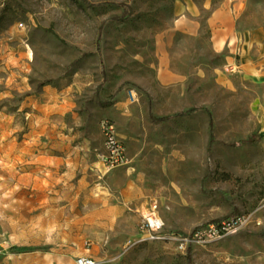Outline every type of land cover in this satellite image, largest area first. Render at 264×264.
I'll list each match as a JSON object with an SVG mask.
<instances>
[{
	"label": "rangeland",
	"instance_id": "1",
	"mask_svg": "<svg viewBox=\"0 0 264 264\" xmlns=\"http://www.w3.org/2000/svg\"><path fill=\"white\" fill-rule=\"evenodd\" d=\"M177 1L0 0V264L90 255L97 264H264V0H212V8L181 0L196 5L201 36H175L173 68L188 80L160 87L155 44L172 28ZM223 5L237 40L233 52L212 56L207 19ZM231 58L237 73L225 71ZM129 89L137 102L128 106ZM193 108L165 122L150 116ZM104 118L117 123L130 160L112 170L104 146L81 148L101 135ZM253 134L262 140L232 146ZM130 169L146 181L148 203L112 239L118 248L94 254L80 220L87 188L100 197L113 171ZM154 203L165 232L181 237L241 214L254 219L236 235L182 249L140 239Z\"/></svg>",
	"mask_w": 264,
	"mask_h": 264
},
{
	"label": "crops",
	"instance_id": "2",
	"mask_svg": "<svg viewBox=\"0 0 264 264\" xmlns=\"http://www.w3.org/2000/svg\"><path fill=\"white\" fill-rule=\"evenodd\" d=\"M204 7L212 8V0H205ZM174 11L175 21L172 28L157 37L155 44L156 61L154 67V82L160 87L185 86L188 76L173 68L174 57L172 53L174 38L178 33L192 38H199L202 31L201 22L198 18L199 12L195 4L179 0L174 5ZM207 23V32H209L207 41L208 52H211L212 56L225 52H233L232 46L237 40L233 11L228 9L225 5L213 8L211 16L207 19ZM130 91L133 90L129 89L126 93V104L128 106L137 102V100L134 103L129 101ZM147 91L149 90L147 89ZM133 92L137 96V93L135 91ZM152 115L153 114L150 112L151 118ZM163 116L168 115L155 117ZM103 146L104 138L101 133L95 140L84 137L81 148L84 150L85 154H89L90 150L102 151ZM64 148H67L69 151L71 150L70 145L64 146ZM47 152H52L50 146H47ZM133 170L134 169H130L126 177L121 176L124 171H113L108 177L109 182L99 187L103 192L97 195L100 197L93 196L92 190H94V187L87 188L85 201L82 204L84 208L81 212L80 220L87 223L86 233H83L82 237H86L92 242L91 250L94 254L101 251L106 253V249H108V252H112V250L118 248L120 242L114 243L112 239L115 238V236H120L124 224L134 215L135 207L143 206L148 203L147 198L150 197L151 192L145 189L146 181L144 178L134 177L132 174ZM141 181H143V183ZM68 212L69 210L64 208L59 211L60 214H66ZM89 257L95 259L92 255Z\"/></svg>",
	"mask_w": 264,
	"mask_h": 264
},
{
	"label": "built area",
	"instance_id": "3",
	"mask_svg": "<svg viewBox=\"0 0 264 264\" xmlns=\"http://www.w3.org/2000/svg\"><path fill=\"white\" fill-rule=\"evenodd\" d=\"M225 71L232 74L240 71V65L235 58L225 65ZM129 95V101L131 103L136 102V94L130 91ZM116 126V123L108 118L100 121V129L104 137V151L101 153V159L108 170L125 166L130 161L126 145L120 139ZM253 217V214H241L212 222L198 228L187 237H181L177 234L165 232V224L159 215L158 205L154 203L143 214L140 239L179 241L181 248L186 249L190 245H202L236 235L251 224ZM76 264H97V260L89 256H83L76 260Z\"/></svg>",
	"mask_w": 264,
	"mask_h": 264
},
{
	"label": "trees",
	"instance_id": "4",
	"mask_svg": "<svg viewBox=\"0 0 264 264\" xmlns=\"http://www.w3.org/2000/svg\"><path fill=\"white\" fill-rule=\"evenodd\" d=\"M205 110H207L208 114H209V127H210V134H211V143L213 142V137H214V120L212 117V114L210 113V111L207 108H204ZM195 110H197V108H193L187 111H183V112H178L174 115H168V116H163V117H155L154 115H152V119L156 122H164L167 120L172 119L173 117H177V116H186L189 115L190 113L194 112ZM262 140V135L260 134H253L250 137H248L247 139H241L238 140L237 142H234L232 144L233 147H241L243 145L246 144H255L258 143L259 141ZM216 222V221H214Z\"/></svg>",
	"mask_w": 264,
	"mask_h": 264
},
{
	"label": "bare ground",
	"instance_id": "5",
	"mask_svg": "<svg viewBox=\"0 0 264 264\" xmlns=\"http://www.w3.org/2000/svg\"><path fill=\"white\" fill-rule=\"evenodd\" d=\"M102 193H103L102 190L100 188H98L97 191H96V194L99 195V194H102Z\"/></svg>",
	"mask_w": 264,
	"mask_h": 264
}]
</instances>
